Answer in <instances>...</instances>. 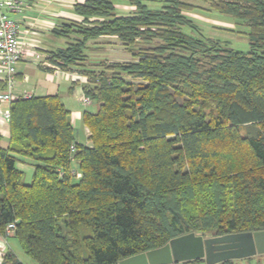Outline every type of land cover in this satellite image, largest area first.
I'll use <instances>...</instances> for the list:
<instances>
[{
  "label": "trees",
  "instance_id": "16d2710c",
  "mask_svg": "<svg viewBox=\"0 0 264 264\" xmlns=\"http://www.w3.org/2000/svg\"><path fill=\"white\" fill-rule=\"evenodd\" d=\"M117 1L77 2L79 18L53 29L69 41L50 61L98 105L83 113L90 143L58 94L19 96L8 146L0 132V236L14 223L39 264H119L191 232L264 230V0ZM194 9L240 20L250 49L204 36ZM103 37L131 57L93 56ZM1 264L24 262L8 251Z\"/></svg>",
  "mask_w": 264,
  "mask_h": 264
},
{
  "label": "crops",
  "instance_id": "0c3cea01",
  "mask_svg": "<svg viewBox=\"0 0 264 264\" xmlns=\"http://www.w3.org/2000/svg\"><path fill=\"white\" fill-rule=\"evenodd\" d=\"M84 0H26V6L22 13L16 17L20 20V39L25 54L17 64L16 81L12 88L15 96L58 94L71 111V121L77 128V139L84 143L88 140L89 128L83 123V113L88 109L81 99L84 93L83 85L85 77L75 71L56 70L50 61V52L60 48L52 43L43 41L46 35H57L53 29L62 19H78L74 13V4ZM108 37H103L105 39ZM81 79L83 81H81ZM19 86L15 88L16 85ZM80 85V86H79ZM73 99H79L82 106L74 104ZM10 101H0V132L3 136L2 145L8 146L10 137V123L6 111H10ZM98 106V105H97ZM98 108V107H97ZM82 121L83 129L79 123ZM18 167L26 171L31 179L33 166L20 162ZM14 252L18 258L26 264H33L25 256L19 241L11 234L0 236V264L6 252ZM182 264V262L172 263Z\"/></svg>",
  "mask_w": 264,
  "mask_h": 264
},
{
  "label": "water",
  "instance_id": "95a60500",
  "mask_svg": "<svg viewBox=\"0 0 264 264\" xmlns=\"http://www.w3.org/2000/svg\"><path fill=\"white\" fill-rule=\"evenodd\" d=\"M264 254V230L205 237L194 232L171 239L162 247L125 258L119 264H172L204 259L218 264Z\"/></svg>",
  "mask_w": 264,
  "mask_h": 264
},
{
  "label": "rangeland",
  "instance_id": "374dc122",
  "mask_svg": "<svg viewBox=\"0 0 264 264\" xmlns=\"http://www.w3.org/2000/svg\"><path fill=\"white\" fill-rule=\"evenodd\" d=\"M116 3L118 5V10L127 12V7H129V5L125 0H118ZM147 3L152 8H157L160 6V2L158 0H150L147 1ZM188 14L196 21L200 32L204 36L226 42L229 44V46L238 50L248 51L250 49V43L246 34L248 31L247 25L241 24L240 20L220 13L216 10L206 11L203 9H194L192 11H188ZM46 36L47 37H43L42 40L47 43H52L54 47L64 48L68 45L69 40L66 37L51 35V33L49 35L47 34ZM92 45L94 46L93 43H91V46ZM98 45V47L93 48L94 51L92 53L93 56H98V58H109V60L115 61L127 60L131 57L124 45L115 37L101 39ZM81 81L83 80L81 79ZM18 86L19 84L16 85L15 88ZM73 100L74 104L80 107L82 106L79 99ZM97 107V102H93L90 106H88V109L90 111H96ZM79 126L81 127L82 132V121L79 123ZM29 178L30 177L27 176V179ZM25 256L33 264H39L31 259L28 255L25 254ZM243 261V264H264V254L254 256L252 259H250V261L247 259ZM26 264H28V261H26ZM202 264L207 263L205 262Z\"/></svg>",
  "mask_w": 264,
  "mask_h": 264
},
{
  "label": "built area",
  "instance_id": "2783aa9c",
  "mask_svg": "<svg viewBox=\"0 0 264 264\" xmlns=\"http://www.w3.org/2000/svg\"><path fill=\"white\" fill-rule=\"evenodd\" d=\"M26 0H0V80L6 82V89L0 92V101L12 102L18 96L12 93V88L16 81L17 64L23 58L25 52L22 49L20 39V20L16 17L24 11ZM52 67L57 71L60 70L56 65ZM82 101L89 105L92 100L83 93ZM6 116L9 118L10 111H6ZM72 151H75V146L72 145ZM81 174L78 173V176ZM15 224L10 223L7 226V235L13 234Z\"/></svg>",
  "mask_w": 264,
  "mask_h": 264
}]
</instances>
